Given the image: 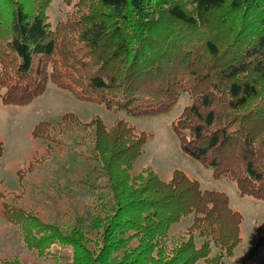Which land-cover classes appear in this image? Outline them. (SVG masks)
Returning a JSON list of instances; mask_svg holds the SVG:
<instances>
[{"label":"trees","instance_id":"obj_1","mask_svg":"<svg viewBox=\"0 0 264 264\" xmlns=\"http://www.w3.org/2000/svg\"><path fill=\"white\" fill-rule=\"evenodd\" d=\"M89 1L63 31L40 6L24 12L17 0L6 26L0 5L1 102L25 105L51 81L114 113L144 116L167 112L186 92L191 102L172 123L182 153L213 178L234 181L240 196L264 200V0ZM169 62L175 67L166 71ZM224 90L227 101L220 100ZM251 101V112L235 117ZM66 119L60 124L69 126ZM94 126L109 134L89 150L101 192L76 227L31 226L19 209L6 211L28 248L66 241L72 258L60 264H224L233 255L243 242L242 217L223 191L201 189L177 169L168 179L149 167L132 173L146 137L121 119L111 129ZM259 244L246 252L252 264Z\"/></svg>","mask_w":264,"mask_h":264},{"label":"rangeland","instance_id":"obj_2","mask_svg":"<svg viewBox=\"0 0 264 264\" xmlns=\"http://www.w3.org/2000/svg\"><path fill=\"white\" fill-rule=\"evenodd\" d=\"M17 2L24 12L40 6L51 26H59L63 31L67 26L65 23L83 15L91 1L84 0L82 8L76 6L80 0H48L45 7L41 0ZM0 3L3 4L2 20L7 26L16 6L15 0H0ZM95 9L104 11V8ZM65 35L70 36V31H66ZM74 43L80 44L78 41ZM178 43L177 46L182 45L181 41ZM170 63L165 67L166 71L169 67L174 69L175 66H170ZM220 96L221 101H227L230 97L226 90ZM190 102V95L184 92L165 113L127 115L114 113L93 101L78 99L51 81L35 98L22 106L3 104L0 98V142L3 145L0 158V264H60L71 260V245L59 239L49 243L41 252L28 248L22 240L20 225L7 216L11 214L10 209H19L23 216L31 219L28 220L31 226L37 225L34 221H38L58 227H76L78 218L88 215L87 211L91 209L95 196L101 192V185H98L103 182L93 180L97 173L90 170L95 161L89 150L95 139L100 144L109 138V134L108 131L95 130L94 123L104 125L107 130L119 119L136 136L146 137L143 153L136 159L132 173L137 174L149 167L160 178L168 179L177 169L197 180L201 189L223 191L230 208L241 214L240 232L243 239L242 244L234 249L233 255L224 259V264H240L242 260L245 264H252L253 260L245 259V255L258 239L261 244L257 247L254 264H264V200L240 196L234 181L213 178L209 168L180 150L172 123ZM255 102L251 101L238 109L235 117L251 112ZM245 115L241 118L243 121L254 118L253 112ZM64 116L69 126L60 124ZM45 128V134L41 133ZM32 130L36 131L37 136L31 135ZM85 180L90 185L80 184L79 181ZM189 222L183 220L172 232L175 234L183 230ZM31 236L35 245L45 241L40 235V238L33 234ZM196 264L203 262L198 261Z\"/></svg>","mask_w":264,"mask_h":264}]
</instances>
